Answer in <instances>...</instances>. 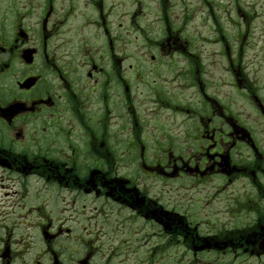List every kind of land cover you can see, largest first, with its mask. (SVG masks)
<instances>
[{"label":"flooded vegetation","instance_id":"obj_1","mask_svg":"<svg viewBox=\"0 0 264 264\" xmlns=\"http://www.w3.org/2000/svg\"><path fill=\"white\" fill-rule=\"evenodd\" d=\"M176 3L0 0V264H121L98 250L87 205L103 201L196 237L185 204L163 203L171 179L264 189V100L245 102L258 120L234 100L250 89L234 35L211 12L189 32ZM260 226L235 246L264 244Z\"/></svg>","mask_w":264,"mask_h":264},{"label":"rangeland","instance_id":"obj_2","mask_svg":"<svg viewBox=\"0 0 264 264\" xmlns=\"http://www.w3.org/2000/svg\"><path fill=\"white\" fill-rule=\"evenodd\" d=\"M176 8L182 9L181 15L184 13L185 16L192 17L185 24L191 33L197 31L199 23L203 22L200 19L205 17L206 12H211L218 28L228 36L234 35V52L241 54L245 76L248 77L245 84L250 83L246 98L234 95V100L244 108L247 106L245 102L255 100L252 92L264 100V0H177ZM201 31L206 34L205 30ZM244 33L245 47L240 52L238 46ZM142 42L144 36L137 41L138 44L141 43V48L139 46L138 50L132 52L136 55L135 58L145 55L141 50ZM123 49L131 53L129 45L123 46ZM246 108L250 120H258L252 115V109ZM261 142L264 144V141ZM243 159L245 162V157ZM185 178L184 189H174L178 181L171 179L162 199L163 203L168 201L170 206L177 205V202L185 204L184 211L181 212L191 228L187 231L192 230L203 238L228 242L229 238L237 235L235 232L245 231L250 234L264 221V189L251 193L245 201L247 191H251L243 185L245 181L239 180L218 188V179L214 180L216 178L208 179V183L201 185H191ZM160 188L161 185L156 183L148 194L154 196ZM167 188L169 193L166 192ZM167 205L166 208L172 209ZM96 207H99L97 212L100 215L95 221L97 226L94 229L101 234H108L99 237L101 242L109 238L104 245L99 244L98 250L107 251V245L118 247L114 260L121 261V264H264V244L248 245L244 250H195L183 235L164 236L149 226L142 227L140 221L134 222L137 218L129 210L119 209L107 201H103V205H87V209L94 214L96 213L92 209ZM52 209L51 206L49 213L52 217L60 215V211ZM133 226L137 227V231H133ZM126 247H130V250L122 251Z\"/></svg>","mask_w":264,"mask_h":264}]
</instances>
